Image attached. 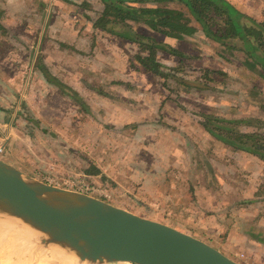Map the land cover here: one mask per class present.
<instances>
[{"label":"crops","instance_id":"obj_1","mask_svg":"<svg viewBox=\"0 0 264 264\" xmlns=\"http://www.w3.org/2000/svg\"><path fill=\"white\" fill-rule=\"evenodd\" d=\"M229 1L241 12L264 23V10L254 7L263 4L264 0ZM104 10L102 0H0V39L4 42L0 44V77L7 78L12 68L26 65L30 70L26 86L31 87L20 90L21 99L30 96V92L32 96L40 94L36 79L62 101L69 99L80 107L75 106L69 113L62 109V112L54 113L58 116L55 118L49 116L42 122V136L36 130L37 139H34L29 133L15 129V122L8 119L12 112L8 109L13 107L10 104L16 98L17 90L5 87L6 84L0 85L4 93L0 95V154H4L0 159L31 178L73 190L74 186L84 181L70 174L73 160H59L56 149L59 145L76 146L80 135L83 142L84 136L90 134L85 142L91 141V136L100 132L107 141V146L103 148L114 150V156H121V165H115V175L111 181H106L111 184L108 190L103 177L106 173L103 172L104 163L90 166L84 174L91 179L95 176L94 186L100 196L109 199L106 202L120 204L118 193L122 192V188H133L139 196L151 197L158 205L165 197H170L172 203L175 204L176 200V206L172 207L177 214L185 211L190 216L191 227L194 228L193 233L189 232L191 235L239 263L240 259H244L251 264H264V195L255 194L257 184L254 183L251 195V190L243 192L241 179L232 182L223 176L213 180L208 175L207 179L201 177L196 180V164L191 161L188 165L180 163L182 151L179 153V149L203 147L205 144L201 141L204 140L206 145L229 149L235 155H253L256 157L253 159L263 165L264 157L243 150L242 144L236 142L239 141L237 137L224 134L235 142L233 145L216 139L203 124L197 128V133L193 125H180L179 118L184 111L178 104L162 92L160 95L148 92L147 75L152 72L144 66L146 51L142 50L143 54L137 52H141L139 46L143 44L127 38L120 30L110 32L98 26L97 21ZM153 32L157 44L183 55L179 57L160 47L155 48L156 60L166 74L164 68L175 69L172 67L177 62L171 63L173 58L188 59L187 55L194 51L191 47H196L194 42H190L192 37L177 39ZM141 35L146 36V33ZM202 38L206 42L204 48L218 45L226 50L207 37ZM152 74L156 76L154 79L164 82L162 87L168 85L166 79L177 84L184 82L186 86L190 84L189 80L177 75L172 78ZM199 89L203 91L207 88L200 86ZM44 98L42 96L41 100ZM66 115H84L85 119L73 120ZM208 116L212 115H203ZM241 118L234 120L241 121V124ZM233 126L235 130L230 127L229 131L235 134L242 131L237 124ZM55 131L57 139L54 138ZM204 160H200L201 164ZM205 163L212 174V162L208 160ZM226 165L221 167L223 171H226ZM250 169L255 170L254 166ZM117 171L123 172L124 177L117 176ZM75 181L78 183H71ZM170 225L183 230L181 225ZM238 256H241L240 259Z\"/></svg>","mask_w":264,"mask_h":264},{"label":"rangeland","instance_id":"obj_2","mask_svg":"<svg viewBox=\"0 0 264 264\" xmlns=\"http://www.w3.org/2000/svg\"><path fill=\"white\" fill-rule=\"evenodd\" d=\"M138 6L169 7V4L142 3L138 4ZM170 7H175L177 9L180 7L184 11H187L186 8L182 7L181 5L170 4ZM254 7H260V9L262 8L264 10V3L254 5ZM98 8L100 9V6ZM114 16H111V18ZM214 22L215 20L211 21V23ZM131 27L135 31L140 32V34L146 33L147 38L155 40L153 35L154 32L148 26L143 24L142 21L131 22ZM202 36L204 37V34L202 32H198L191 38L190 42H194L196 47H191L194 48V51L191 55H187L189 56V60L175 57L176 59L173 58V60L171 61V63H174L175 61L177 62L172 67L175 69L171 70L168 68H164V70L167 72V74H170V76H180L181 79L185 78L184 80L196 82V84L205 86L207 89L202 91V89L196 88V85L192 86L189 84L188 86H186L184 82L183 84H181L182 82H179L177 84L170 79H166L168 87L166 85L162 87V84H164V82L158 78L154 79V77L156 76L152 73H149L147 75L148 82L146 84L148 92L153 93V95H160V92H162L164 96H168V99L170 101L176 102L178 104V107L184 111L179 118L180 125L185 123L187 125H193L195 133H197V128H200L201 124L205 126L206 124H208V120L206 119V117H203V115H212L214 117L219 116L220 118H224L227 122H225V124H223V122H220L222 128H219V126L216 125H211L212 128L216 129L217 134H222L223 136L230 135L231 138L237 137L239 139V141H236L237 144H241L244 142L247 145H251L253 148H256L258 150L257 154L262 158V155H264L263 71L259 69L254 59H251L250 57H248V55L242 52L228 48L226 50H223V48L218 47V45L214 47H212L211 45V47L204 48V43L206 42L204 41ZM1 41H3L2 38L0 39V44H4V42ZM191 44L193 45V43ZM139 48L141 52H137L143 54L142 50H145L147 57L151 55L148 45L143 44L140 45ZM205 52L206 55H203V53ZM179 62H182L181 65H178ZM180 66L182 67V69L178 70ZM13 74L15 76H13ZM28 78H30V70L26 68V65L18 66L10 70V76H7V78L0 77V85L6 84L5 87H11L12 90H17L15 94L16 98L10 104L13 107L8 109L12 110V112L9 113L8 119L15 122L14 128L17 130L20 129L22 131H25L29 133L34 139H37L36 130L39 135L42 136L41 126H44L42 122L48 119L49 116L55 118V116L57 115H54V113L62 112V109L69 113L72 112V109H74L75 106L77 108L79 106L69 99L67 101H62L53 91L44 88L42 84L39 83L36 79H34V81L38 83L37 90H39L40 94L32 96L30 92V96L26 95L23 99H21L20 96L22 93L20 92L25 90V88L27 87L26 82ZM32 84L30 83V85ZM30 87L31 86H28L27 88L29 89ZM168 91L170 92V94L168 93ZM12 93L14 95V92ZM1 94L4 95L2 87H0V95ZM171 94L173 97L171 96ZM42 96H45L43 100H41ZM171 105H166V107L177 108L176 106ZM82 116L84 115H81L79 117H71L68 115L67 117H70L73 120L79 119L81 121H84L85 117ZM240 117H242L241 119L243 120V123H241L242 125L240 124L237 126L242 131H239L236 134L235 132L229 131V128L235 125L234 123H232V120H234V118ZM250 120H252L253 122H251ZM34 122H37L38 124L36 125ZM64 127L65 126H63V128ZM55 132V137L54 134L53 136H51L52 138L54 137L55 139H57L58 134L57 131ZM245 134H250L255 138H243ZM80 137L81 135L78 137L79 141L77 142L76 146L59 145L60 147L56 149V151L59 152V160H61L62 158H71L73 160V167H71L72 171L70 172V174H72L76 178H80L91 186L92 184L96 185V182L94 181L95 178H93L95 176H93L92 179L88 178L89 176H85L84 172L88 171L86 169L90 170V166L96 167L97 163H104L103 165L105 168L104 171H102L106 172L105 174H103V177L105 179V187L108 190L111 184L110 182L108 183L106 181H111V178H113V176L115 175L113 173V168H115L116 164H120L121 156H114V150H109L107 149V147L103 148L104 146H107V141L105 138H103V134H100V132H98L96 135L91 136V141L85 142V140L89 139L90 134H86L84 136L83 142L80 140ZM201 142H204L205 144L203 147L196 146L193 148L192 146H189L185 149H179V153L182 151V155L180 156V163L188 165L191 161L194 165L196 164L194 170L197 172L195 173L197 176L195 177L196 180L201 179V177H205L207 179L208 175L213 180L215 178L222 179L223 176L227 177V179H230L232 182H238L239 179H241L244 193L250 192L251 190L252 195L255 183L257 184L256 186L258 190L255 191V194L258 196L264 195V165L257 162L258 160H254L253 158H256L255 156L244 154V159L242 155H235L229 149H224L214 144L206 145V141L204 140ZM43 145L45 146L44 137ZM228 148L231 147L228 146ZM147 151L150 152V150ZM45 153V156H47L46 149H44V154ZM103 153L104 155H100ZM2 156H4V154H0V157ZM203 158H205V160L203 161V164H201L200 160ZM143 159L146 158L143 157ZM194 160L196 161V163L194 162ZM208 160L213 164L212 166L214 172L212 174L209 172L205 163V161ZM94 163L96 164L94 165ZM226 163L227 169L226 171H223L221 167H223ZM198 164L201 166H199ZM252 166H254L255 168L254 171L250 169ZM116 175L119 177H124L123 172L118 173L117 171ZM38 179L42 180L41 177H39ZM71 183L77 184L78 182L75 181ZM180 183L181 182H178V184ZM235 190H240V188H235ZM121 191L122 192L118 193L120 204L115 205L127 210H132L136 214L153 218L168 224L174 223L176 225H181L183 231L193 233L194 228L191 227L192 225L190 216L188 217L185 211L179 214L174 211V208L172 206H176V200L174 204L172 203L170 197H165L163 203L158 205L154 204V200H152L151 197L139 196L137 191H134L133 188L131 190L129 188H122ZM94 195L98 197V199H104V201H107L108 199L107 197L100 196L98 193ZM240 257L241 256H238V259H240ZM239 261L242 264H251L244 259H240Z\"/></svg>","mask_w":264,"mask_h":264},{"label":"water","instance_id":"obj_3","mask_svg":"<svg viewBox=\"0 0 264 264\" xmlns=\"http://www.w3.org/2000/svg\"><path fill=\"white\" fill-rule=\"evenodd\" d=\"M0 207L67 245L81 260L241 264L168 223L23 174L0 159Z\"/></svg>","mask_w":264,"mask_h":264},{"label":"trees","instance_id":"obj_4","mask_svg":"<svg viewBox=\"0 0 264 264\" xmlns=\"http://www.w3.org/2000/svg\"><path fill=\"white\" fill-rule=\"evenodd\" d=\"M102 2L105 10L97 21L98 26L110 32L115 29L120 30L132 41L148 45L152 52L149 57L143 59V62L146 69L152 73L175 78L162 70V65L156 60L155 48L160 47L179 57L183 55L138 34L131 27L133 21H142L151 30L177 39L193 37L198 32H202L205 37L226 49L244 52L254 59L264 73V23L241 12L229 0H102ZM142 3H165L169 4V7L138 6ZM170 4L181 5L187 11L180 7L178 9L170 7ZM212 20L215 22L211 23ZM181 69L180 66L178 70ZM188 82L200 88L196 82ZM206 119L208 120L206 128L212 135L228 144L235 143L222 134H217L216 129L211 127L216 125L222 128L220 122L225 124L227 122L225 119L214 116H208ZM240 122L232 120V123L237 125ZM230 129L235 130V127L232 126ZM243 138L255 137L245 134ZM241 144L243 150L258 153V150L251 145L244 142Z\"/></svg>","mask_w":264,"mask_h":264},{"label":"bare ground","instance_id":"obj_5","mask_svg":"<svg viewBox=\"0 0 264 264\" xmlns=\"http://www.w3.org/2000/svg\"><path fill=\"white\" fill-rule=\"evenodd\" d=\"M0 264H133L131 262H90L26 221L0 207Z\"/></svg>","mask_w":264,"mask_h":264},{"label":"built area","instance_id":"obj_6","mask_svg":"<svg viewBox=\"0 0 264 264\" xmlns=\"http://www.w3.org/2000/svg\"><path fill=\"white\" fill-rule=\"evenodd\" d=\"M1 152V150H0ZM73 190H76L78 192H81V193H84V194H87V195H94L98 192V189L95 188L94 185H90V184H85V183H81L79 185H76L74 186V189Z\"/></svg>","mask_w":264,"mask_h":264}]
</instances>
